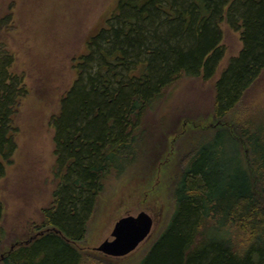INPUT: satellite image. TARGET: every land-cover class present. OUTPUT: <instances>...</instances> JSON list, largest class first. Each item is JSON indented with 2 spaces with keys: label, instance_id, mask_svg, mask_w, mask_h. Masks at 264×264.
<instances>
[{
  "label": "trees",
  "instance_id": "obj_1",
  "mask_svg": "<svg viewBox=\"0 0 264 264\" xmlns=\"http://www.w3.org/2000/svg\"><path fill=\"white\" fill-rule=\"evenodd\" d=\"M226 22L243 46L216 84L215 117L227 116L264 69V0H119L88 42L77 78L54 118L60 181L39 231L1 264H83L85 239L105 181L138 156L143 116L183 73L210 77L224 57ZM0 43V176L16 150L14 115L27 95ZM242 137L264 196V123L246 122ZM241 139L220 128L186 159L175 209L137 264H264V202L253 187ZM0 201V241L4 235Z\"/></svg>",
  "mask_w": 264,
  "mask_h": 264
},
{
  "label": "rangeland",
  "instance_id": "obj_2",
  "mask_svg": "<svg viewBox=\"0 0 264 264\" xmlns=\"http://www.w3.org/2000/svg\"><path fill=\"white\" fill-rule=\"evenodd\" d=\"M119 0H0V43L14 55L12 70L24 79L27 95L14 115L16 150L0 176L4 205L0 241L3 256L39 231L43 209L53 201L60 177L55 155L54 118L77 78L76 64L88 42L107 24ZM224 57L210 77L180 75L143 116L138 131V156L126 170L113 171L105 181L84 240L75 246L83 264H137L169 223L175 209L174 191L186 159L220 128L241 139L253 187L264 202L260 180L242 137L246 122L264 123V69L242 100L224 118L215 117L216 84L231 58L243 46L241 31L221 25ZM148 212L150 235L135 250L112 256L100 249L116 222Z\"/></svg>",
  "mask_w": 264,
  "mask_h": 264
},
{
  "label": "water",
  "instance_id": "obj_3",
  "mask_svg": "<svg viewBox=\"0 0 264 264\" xmlns=\"http://www.w3.org/2000/svg\"><path fill=\"white\" fill-rule=\"evenodd\" d=\"M153 218L146 211L120 218L100 249L112 256H123L135 250L152 231Z\"/></svg>",
  "mask_w": 264,
  "mask_h": 264
}]
</instances>
